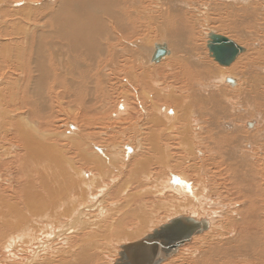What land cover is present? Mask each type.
<instances>
[{
    "label": "bare ground",
    "instance_id": "obj_1",
    "mask_svg": "<svg viewBox=\"0 0 264 264\" xmlns=\"http://www.w3.org/2000/svg\"><path fill=\"white\" fill-rule=\"evenodd\" d=\"M262 3H217L221 7L216 10L227 15L218 19L221 32L229 26L237 39L234 30L243 27L239 17L248 14L257 23L264 15ZM202 4L0 0V83L5 84L0 89V174L16 167L25 185L15 201L0 193V244L8 252L3 259L117 264L115 245L121 258L124 248L186 219L202 225V231L160 264L196 236L207 232L212 241L226 229L227 237L235 234L236 245L214 242L198 252L200 259L233 250L256 259L253 264H264V186L258 185L264 173V48L240 55L247 46L238 38L232 41L242 50L230 66L220 68L208 60L197 46L200 17H193L194 10L198 15L206 11ZM149 23L163 39L150 47L142 43L140 52L129 49L128 43ZM256 23L247 26L244 40L254 39ZM224 34L219 35L231 40ZM9 35L13 46L5 43ZM188 43H193L188 56L177 59L175 51ZM159 44L167 45L170 54L156 63ZM125 55L129 59L121 58ZM165 60H173L167 63L170 69H158ZM146 65L159 67L147 70ZM171 86L175 89L166 91ZM105 136L113 142L103 143ZM118 182V191L110 193ZM241 184L245 194L239 196L249 201L236 214L230 212L236 215L232 227L218 221V211L200 215L217 186L234 191ZM114 194L124 203L115 201ZM168 213L178 214L156 224ZM51 243L55 249L48 248ZM138 250L134 248L136 254ZM200 259L188 262L204 264Z\"/></svg>",
    "mask_w": 264,
    "mask_h": 264
},
{
    "label": "rangeland",
    "instance_id": "obj_2",
    "mask_svg": "<svg viewBox=\"0 0 264 264\" xmlns=\"http://www.w3.org/2000/svg\"><path fill=\"white\" fill-rule=\"evenodd\" d=\"M195 1H197V2H202L203 4V6L205 7V9H206V11H204L203 10V13H202V15H198V9L197 10H194L193 11V17H195L196 15V17H200L199 18V24H197L195 27H196V29H197V31H199L200 32V34H199V41H198V44H197V46L201 49V51H202V53H203V55L208 59V60H213V61H215V59L213 58V55H211V52H210V50H209V48H208V44H209V42L211 41V35L212 34H224V31L223 32H221L222 31V29H223V25H221V24H223L222 23V21L220 22L219 20H220V18H221V16L222 17H227V15H224L225 13L224 12H222V10H219L220 8H218L217 10H216V7H221V6H218L219 4H217V3H219V2H221L222 0H195ZM217 3H216V2ZM215 3V4H214ZM201 4V3H200ZM261 7H264V3H262V6ZM3 8V7H2ZM197 8H198V6H197ZM4 9V8H3ZM219 11V12H218ZM205 12V13H204ZM21 14H23V13H21ZM263 14H264V11H263ZM218 16V17H217ZM195 17V18H196ZM244 18V19H243ZM197 19V18H196ZM219 19V20H218ZM246 19V20H245ZM239 20L242 22V24H243V27L242 28H239L238 30H234L235 32H236V34L235 35H239V39H238V41H237V39L235 38V37H233V35L231 36L230 34H229V32H230V27L229 26H225V34L224 35H226V36H228V37H230L231 38V40H233V41H237L239 44H241V46H243L244 48H246V46H247V48L246 49H244V51L240 54V55H249L250 54V52L252 53V52H254V51H258V50H261V49H263L264 48V15H263V17L259 20V21H257V23L256 22H254L253 20H252V22L250 21V17H249V15L248 14H246L244 17H239ZM17 22L19 21V20H16ZM15 21V22H16ZM225 21H227L226 19H225ZM245 21V22H244ZM250 21V22H249ZM14 22V23H15ZM202 22V23H201ZM249 23V24H248ZM251 23H256V24H258L259 26L254 30V32H253V35L255 34V36H254V39H251V40H246L247 39V36H246V39L244 40L243 38H242V36H244L246 33H248V29L249 28H247V26L248 25H251ZM192 24H193V20H192ZM2 26H4V25H2ZM1 26V27H2ZM22 26H24V25H22ZM242 26V25H241ZM1 27H0V29H1ZM146 27V28H145ZM148 27V28H147ZM204 27V28H203ZM261 27V28H260ZM150 28V29H149ZM153 28H156V27H153L152 26V24H147V25H145V26H143V28H141V32H140V35L136 38H133L134 40H131V42H129L128 43V48L129 49H133V50H135V51H137V52H140V50H138V49H141L140 47L141 46H139V45H142V43H143V45L145 46L146 45V47H150V46H152V43L154 42V41H157V40H160V39H163V38H161V37H159V33L157 32V30H155V29H153ZM145 29V30H144ZM152 29V30H151ZM242 29V30H241ZM212 30H213V32H212ZM257 30V31H256ZM238 31H240V32H238ZM144 32V34H142ZM238 32V33H237ZM10 34L12 35L13 33L10 31ZM11 35H9V37H8V39L6 40V44H11L12 45V42H14V40L13 39H11L12 37H11ZM0 39H2V38H0ZM240 39H242L243 41H241ZM13 40V41H12ZM11 41V42H10ZM153 41V42H152ZM241 41V42H240ZM252 41V42H251ZM137 42H138V44H137ZM248 42H251V44H248ZM256 42V43H255ZM145 43V44H144ZM257 43L261 46H258L257 45ZM263 43V44H262ZM135 44V45H134ZM200 44V45H199ZM184 45V44H183ZM182 45V46H183ZM187 45V46H186ZM246 45V46H245ZM13 46V45H12ZM118 46H119V44H118ZM117 45L114 47V48H118L120 51H124L125 49V51L124 52H127V51H129V49L127 48V46H122V45H120V47H118ZM182 46H180L179 48H178V53H177V51H175V55H177V56H175V57H177V59H181V58H183V57H185V56H188V55H186V54H188V50H190V48L193 46V43H188V44H185L184 46H186V47H182ZM188 47V48H187ZM135 48V49H134ZM138 48V49H137ZM176 49H177V47H175ZM185 49L186 51H184V52H182V50L181 49ZM128 49V50H127ZM251 49V50H250ZM123 52V53H124ZM177 53V54H176ZM247 53V54H246ZM179 54V55H178ZM124 55V54H123ZM182 55V56H181ZM244 55V56H245ZM247 55V56H248ZM126 56L127 55H125L124 57H121V58H123V59H129L128 57H130L129 55L127 56V58H126ZM243 56V57H244ZM179 57V58H178ZM120 60H122V59H120ZM166 61V60H165ZM164 61V63L162 64V65H164V66H161L160 68H158V67H150L149 68V66H143V67H145L147 70H151V69H155V68H158V69H160V70H165V69H170V66L167 64V63H169V62H171V61H173V60H169V62H168V60L165 62ZM215 63H216V65L217 66H220V68H221V65L218 63V62H216L215 61ZM242 63H244V62H242ZM246 64V63H245ZM166 66V67H165ZM223 67H226V66H222V68ZM165 68V69H164ZM229 68H231V67H229ZM157 69V70H158ZM57 70H58V72L60 71V69L57 67ZM159 70V71H160ZM234 75H236V74H234ZM104 76V75H103ZM229 76H231L230 74H229ZM113 85V84H112ZM5 86V84H3V83H0V89L1 88H3ZM168 88V87H167ZM171 88H174L173 86H171L170 88H168L166 91H169V90H174V89H171ZM15 90H16V88H15ZM106 117V116H105ZM106 118H108V117H106ZM106 118H101L102 120H105ZM61 124H59L58 123V125L57 126H60ZM127 125H129V123L127 124ZM8 128H10L9 126H8ZM98 137V136H97ZM99 137H101V138H104V137H102V136H99ZM105 138H106V136H105ZM109 137H107L106 138V140H102L103 141V143H111V142H113V141H111V139L109 138ZM100 139V138H99ZM108 139V140H107ZM100 140V141H101ZM9 141V140H8ZM106 141V142H105ZM105 146H107L106 144H104ZM108 147H109V145H108ZM4 148H6V146L4 147ZM13 152V151H12ZM13 155V154H12ZM11 155V156H12ZM116 156L118 157V158H122V156H123V154H116ZM13 157V156H12ZM17 170V171H16ZM20 169H18V168H16L15 167V171L14 170H9V172H8V170H3L2 171V173L0 174V176H2L5 180H3V179H0V185H2V187L0 186V193L2 194V196L3 197H9V196H12L11 198H12V201H15V199H16V197H18V196H21L22 195V192H21V189L23 188V186H25L24 185V183L22 182V180H24V176H22L21 174H19V171ZM13 172H14V174H13ZM16 172H18V174L16 173ZM10 174H13V175H10ZM17 174V175H16ZM31 174V173H30ZM261 174H263V176H264V173H261ZM261 174H259V178H260V180L258 181V185L259 186H264V178H262V175ZM20 175V176H19ZM11 176H13V179L11 178ZM126 176V175H125ZM15 177V178H14ZM18 177V178H17ZM19 181H18V180ZM13 180H15V181H13ZM21 180V181H20ZM18 181V182H17ZM123 182V180H121V183ZM8 183V184H7ZM15 183V184H14ZM7 184V185H6ZM118 184H119V182L117 183V184H115V185H113L112 186V188L110 189V193H114L115 192V190L116 191H118ZM6 185V186H5ZM17 185V186H16ZM217 185V184H216ZM242 185L243 184H241L239 187H238V189H236V190H234V191H232V190H227V189H225V188H220L219 186H217V188L215 189V190H213L214 191V196H212V199H213V201L211 202L210 201V205H208L209 207L207 208V207H205V210H204V212H205V214H204V212H202L200 215L201 216H206V217H209L210 216V214H211V211H213L214 210V212L216 211H218L217 213H216V215H217V217L216 218H218L219 220V222H223V225H229L230 224V227H232L233 226V224H234V222H235V217H236V215H233L232 213H234V214H236L238 211H239V209H241L242 208V206H243V203H244V201L245 202H247V201H249V199L247 198V197H243L244 199H242V198H240V196L239 195H243V194H245V193H243L242 192ZM8 186H12V187H9V189H7L8 188ZM19 186V187H18ZM15 190H14V189ZM114 188V189H113ZM221 189V190H220ZM5 190H6V192H5ZM14 191V192H13ZM10 192H12V193H10ZM215 192H216V194H215ZM218 192V193H217ZM222 192V193H221ZM224 192V193H223ZM5 193V194H4ZM14 193H17L18 195H16V194H14ZM109 193V194H110ZM228 193V194H227ZM229 193H231L232 195H230ZM243 193V194H242ZM9 194V195H8ZM116 194V193H115ZM114 194V195H115ZM217 194H219V195H217ZM5 195V196H4ZM8 195V196H7ZM213 195V194H212ZM217 196H219V198H216ZM116 197H117V195H115V196H113V199L116 201ZM123 197H125L124 195H123ZM221 197V198H220ZM111 198V197H110ZM223 198V199H222ZM18 199V198H17ZM122 199H124V198H121V200H119L118 201V197H117V201L118 202H121V203H124V201H125V199H124V201H122ZM214 199H216V200H214ZM217 199H219V200H217ZM237 199V200H236ZM224 200V201H223ZM216 201H218V202H216ZM222 203H221V202ZM229 201H231V202H229ZM226 202V203H225ZM233 202V203H232ZM212 203H215V207H216V209H215V207L213 206V204ZM217 203V204H216ZM229 203V204H228ZM242 203V204H241ZM227 204V205H226ZM230 207H229V206ZM242 205V206H241ZM222 206V207H221ZM227 206V207H226ZM19 207H23V208H21V209H24L25 208V206L23 205V204H21V205H19ZM211 207V208H210ZM214 207V208H213ZM229 207V208H228ZM207 208V209H206ZM210 208V209H209ZM223 208L225 209V211H223ZM227 208H228V210H227ZM235 208V209H234ZM249 207L247 208V210L246 211H249V210H252V209H249ZM226 210H227V212H226ZM220 211H222L223 213H221ZM228 211H229V213H228ZM230 212H232V213H230ZM184 213V212H183ZM193 214H195V212H192ZM209 213V214H208ZM221 213V214H220ZM225 213H226V215H225ZM178 213H168L167 215H164V214H162L160 217H161V219L159 218V221L157 220V222H156V224H158V225H161L162 224V221H165V220H167L168 218H172V217H174V216H176ZM204 214V215H203ZM169 215V216H168ZM224 215H225V218H224ZM220 218H219V217ZM230 216V217H229ZM235 216V217H234ZM166 217V218H165ZM221 217H223V218H221ZM230 219H229V218ZM232 217V218H231ZM164 219V220H163ZM174 220V219H173ZM172 220V221H173ZM230 221H231V223H230ZM200 222V221H199ZM229 222V223H228ZM132 223V222H131ZM134 223H135V221H134ZM161 223V224H160ZM226 223V224H225ZM227 230V229H226ZM225 230V231H226ZM215 231H218V229L217 230H215ZM224 231V232H225ZM150 231L149 230H146L145 231V235L147 234V233H149ZM224 232H222V231H220L219 233H221L222 235H224ZM232 232H234V231H232ZM225 234H226V232H225ZM138 235V234H137ZM142 235H144V232L141 234V235H139V238L142 236ZM202 235V236H201ZM201 235H198V236H201V237H198V236H196V237H198V238H194L193 239V241L190 243H188L187 245H186V247H184V248H182V250L179 252V253H177L175 256H173L172 258H171V260H169L168 262L166 261L164 264H188L189 262H188V259H194L193 260V262L194 261H196V260H199L200 258H201V255H198L203 249H205V250H207L208 249V247H209V245L211 246V244L212 243H220L221 242V244H226V246L228 245V243L227 242H229V243H231L232 245L233 244H235L236 245V243L233 241L234 240V235L235 234H228V237L230 238V240H229V238L227 237V235H224V238H223V236L221 235L220 237H217V238H215V239H213L212 241H211V234H207V232H205L204 234H201ZM204 235H206L205 237H204ZM208 235V236H207ZM230 235V236H229ZM231 236H233L232 238H231ZM207 237V238H206ZM202 238H203V240H202ZM209 238V239H208ZM208 239V240H207ZM136 240V239H135ZM196 240V241H195ZM198 240V241H197ZM214 240H216V241H214ZM221 240V241H220ZM224 240V241H223ZM132 241H134V240H132ZM196 243H195V242ZM220 241V242H219ZM233 241V242H232ZM123 242V241H122ZM198 242V243H197ZM202 242H204V243H202ZM206 242V243H205ZM0 243H2V242H0ZM54 243V242H53ZM53 243H51V244H49L48 245V248L49 249H55V247H56V244L55 245H53ZM199 243H202V244H199ZM210 243V244H209ZM125 244H127V243H125ZM125 244H123L122 246L123 247H125L126 245ZM220 244V245H221ZM223 244V245H224ZM121 245V244H120ZM125 245V246H124ZM128 245V244H127ZM196 245V246H195ZM206 245V246H205ZM117 248L115 249V250H113V252H115V253H113V258L114 259H117V258H119V259H121L120 258V256H118L117 254H118V250L120 249L119 247H118V245H115ZM200 246H202V247H200ZM31 247V246H30ZM122 247V248H123ZM195 247V248H194ZM197 247V248H196ZM230 246L228 245V248H229ZM32 248V247H31ZM193 248V249H192ZM196 249V250H195ZM188 250V251H187ZM191 251H192V253H191ZM228 251V250H227ZM227 251H225L223 254L220 252V253H218L217 255H215L214 257H211L212 255L211 254H205L204 255V257H203V259H200L201 260V262L202 263H204V264H253L255 261H256V259H254V261H253V259H246V258H243V257H241L239 254H237L236 252H234L233 250H232V252H231V250H229V253L227 252ZM12 252H16L17 253V255L18 256H20V258H22L23 256H21L22 254H20L18 251H16V250H14V251H12ZM199 252V253H198ZM183 253H185V255L183 254ZM187 253V254H186ZM189 253V254H188ZM227 253V254H226ZM232 253V254H231ZM8 255V252L7 251H3V249H2V247H1V244H0V264H9V262H10V264H17V261H19L18 260V257L17 258H14V260H5V259H3L4 257L6 258L7 256L6 255ZM184 255V256H183ZM234 255V256H233ZM186 256V257H185ZM192 256V257H191ZM179 257V258H178ZM181 257V258H180ZM243 258V259H242ZM184 259V260H183ZM2 260V261H1ZM182 260V261H181ZM186 260V261H185ZM250 260V261H249ZM253 261V262H252ZM102 262V263H101ZM170 262V263H169ZM188 262V263H187ZM189 263V264H194V263ZM104 262L103 261H99L97 264H103ZM199 263V262H198ZM108 264H112V262L111 263H108Z\"/></svg>",
    "mask_w": 264,
    "mask_h": 264
},
{
    "label": "water",
    "instance_id": "obj_3",
    "mask_svg": "<svg viewBox=\"0 0 264 264\" xmlns=\"http://www.w3.org/2000/svg\"><path fill=\"white\" fill-rule=\"evenodd\" d=\"M212 39L213 41L209 42L208 48L215 61L221 66H230L234 63L242 49L224 36L213 34ZM169 54L167 45L159 44L156 46L153 62L158 63ZM202 229V225H190L186 219L175 222L172 226H167L165 230L156 231L147 240L139 241L136 246L130 245L124 248L122 257L117 261V264H160L175 254L178 246L185 243L187 238L190 239L192 234L202 231ZM133 247L140 248L138 254Z\"/></svg>",
    "mask_w": 264,
    "mask_h": 264
}]
</instances>
